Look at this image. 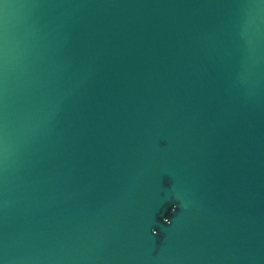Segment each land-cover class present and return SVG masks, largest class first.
<instances>
[{"label":"water","instance_id":"obj_1","mask_svg":"<svg viewBox=\"0 0 264 264\" xmlns=\"http://www.w3.org/2000/svg\"><path fill=\"white\" fill-rule=\"evenodd\" d=\"M0 264H264V0H0Z\"/></svg>","mask_w":264,"mask_h":264}]
</instances>
